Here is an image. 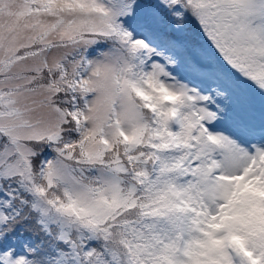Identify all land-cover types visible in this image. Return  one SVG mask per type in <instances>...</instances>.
Here are the masks:
<instances>
[{"label": "snow or ice", "instance_id": "snow-or-ice-1", "mask_svg": "<svg viewBox=\"0 0 264 264\" xmlns=\"http://www.w3.org/2000/svg\"><path fill=\"white\" fill-rule=\"evenodd\" d=\"M0 264H264V0H0Z\"/></svg>", "mask_w": 264, "mask_h": 264}]
</instances>
